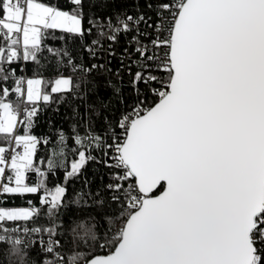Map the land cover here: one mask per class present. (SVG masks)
<instances>
[{
  "label": "snow or ice",
  "instance_id": "6c2138e0",
  "mask_svg": "<svg viewBox=\"0 0 264 264\" xmlns=\"http://www.w3.org/2000/svg\"><path fill=\"white\" fill-rule=\"evenodd\" d=\"M67 3L0 0V264H264V0H135L102 17ZM50 30L78 39L80 59L45 48ZM45 52L52 78L16 76ZM69 97L76 123L45 169L34 121ZM89 161L109 170L96 203L118 208L114 231L60 217ZM57 168L65 185L49 187ZM32 195L40 208L3 207Z\"/></svg>",
  "mask_w": 264,
  "mask_h": 264
},
{
  "label": "trees",
  "instance_id": "16d2710c",
  "mask_svg": "<svg viewBox=\"0 0 264 264\" xmlns=\"http://www.w3.org/2000/svg\"><path fill=\"white\" fill-rule=\"evenodd\" d=\"M44 3H51L58 5L62 9H68L71 6L67 3V0H41ZM92 3H86V12L95 13L97 16H106L111 15L117 11H128L131 14H134L133 9L135 7V0H93ZM144 7V0H141V8ZM145 11H147L145 9ZM92 39V37H89ZM45 48H51L55 52H64L65 50L70 51L73 56L80 59L82 54L81 44L78 39H74L68 34H64L60 31H49L47 38L43 42ZM124 40L121 38L120 44L116 45L117 54H119L121 48L123 47ZM44 59L42 63L45 65L43 68H38L36 64L32 63H21L19 68L16 70L17 77L32 78L33 75L40 71L43 73V76L46 79H50L55 75L53 65L55 60L53 57L45 52ZM59 58V57H57ZM51 61V63H49ZM113 67L118 66V61L113 59ZM129 77L125 76V87L123 89L124 96L126 100L131 104L135 100L136 93L128 84ZM145 89L141 86V91ZM57 97L59 94H56ZM102 95H107V92L102 90ZM14 98V97H13ZM153 97H148V102H152ZM77 103L73 101L71 97L68 98L67 102H59L51 104L50 106L45 107L43 103L41 104L43 110L35 118L34 127L32 128V134L37 136L42 142L48 140L49 143L44 145L41 143L38 145V159L41 160L42 167L47 168L46 160L51 155L53 150H58L59 145V133L63 132L65 135L71 137L72 127L76 123L75 113L73 111L72 105ZM23 109V105H21ZM82 111V109H81ZM111 114V113H110ZM102 127L101 123L97 122V130H100ZM19 131L22 133L23 128H19ZM69 149L75 148L76 145L73 143L70 138L68 141ZM97 160L100 159L101 154L98 152L93 153ZM73 159H78L74 157L73 154L69 151L68 153V162L69 166ZM108 168L105 167L103 162L97 163L96 161H89L86 166L82 169V174L78 178L70 179L65 185V171L63 168H57L54 175L48 176V186L53 187L57 184L65 185L67 189V196L65 200V207L60 210V217L62 218L64 226L70 227L73 224L74 220H78L83 217L92 216L95 217V221L98 223L100 230L103 232L106 229H112L113 231L119 226V215L118 208L116 205L105 204L103 206L96 203L102 197H107L109 194L104 190L105 185L109 181ZM36 176L31 174V182L36 181ZM85 180L88 181L85 184ZM84 193L85 197L81 198L80 194ZM91 193L90 196L87 194ZM99 193V195H97ZM32 201V205L40 208L39 196L32 195L28 196L25 199L16 198L14 201L8 199L7 203L3 207H27V200ZM45 220L42 219L40 223H44ZM34 240L38 239L33 237ZM47 239V237H45ZM30 255L39 260L40 256L37 255V249H31ZM40 255H44L41 253ZM48 256L47 258H49Z\"/></svg>",
  "mask_w": 264,
  "mask_h": 264
},
{
  "label": "built area",
  "instance_id": "2783aa9c",
  "mask_svg": "<svg viewBox=\"0 0 264 264\" xmlns=\"http://www.w3.org/2000/svg\"><path fill=\"white\" fill-rule=\"evenodd\" d=\"M48 259H51V257H49Z\"/></svg>",
  "mask_w": 264,
  "mask_h": 264
},
{
  "label": "water",
  "instance_id": "95a60500",
  "mask_svg": "<svg viewBox=\"0 0 264 264\" xmlns=\"http://www.w3.org/2000/svg\"><path fill=\"white\" fill-rule=\"evenodd\" d=\"M157 194H159V192H157Z\"/></svg>",
  "mask_w": 264,
  "mask_h": 264
}]
</instances>
